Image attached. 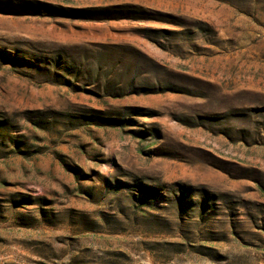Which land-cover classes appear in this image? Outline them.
<instances>
[{
	"label": "rangeland",
	"instance_id": "rangeland-1",
	"mask_svg": "<svg viewBox=\"0 0 264 264\" xmlns=\"http://www.w3.org/2000/svg\"><path fill=\"white\" fill-rule=\"evenodd\" d=\"M0 264H264V0H0Z\"/></svg>",
	"mask_w": 264,
	"mask_h": 264
}]
</instances>
